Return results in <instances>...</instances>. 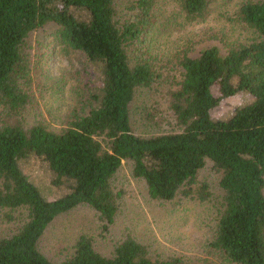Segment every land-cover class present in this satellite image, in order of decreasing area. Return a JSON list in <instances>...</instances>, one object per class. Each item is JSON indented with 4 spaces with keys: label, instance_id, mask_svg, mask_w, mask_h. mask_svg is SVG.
I'll return each mask as SVG.
<instances>
[{
    "label": "trees",
    "instance_id": "obj_1",
    "mask_svg": "<svg viewBox=\"0 0 264 264\" xmlns=\"http://www.w3.org/2000/svg\"><path fill=\"white\" fill-rule=\"evenodd\" d=\"M184 24L204 22L213 0H178ZM160 0H135V15L123 20L117 0H0V105L9 117L0 128V209L25 208L21 231L0 239V264H53L38 249L48 226L60 215L87 205L113 225L118 195L112 180L124 161L133 176L145 181L154 200L173 201L180 194L204 201L206 185L196 189L207 160L222 173V209L211 246L234 264H264V0L236 5L238 22L253 31L245 44L218 39L199 57L190 47L180 59L178 86L170 108L181 132L141 137L133 131L130 105L135 93L150 87L155 69L135 53L156 23ZM178 18H176L177 20ZM55 25L62 45L81 53L98 84L73 111L66 127H24L31 104V62L24 53L27 38ZM135 53V54H133ZM239 93L253 100L227 120L212 111ZM34 157L52 175V183L68 189L54 200L43 198L24 174L21 163ZM61 264H188L180 258L152 259L147 248L127 238L113 257L98 253L82 236L74 253ZM214 264V263H211Z\"/></svg>",
    "mask_w": 264,
    "mask_h": 264
},
{
    "label": "rangeland",
    "instance_id": "obj_2",
    "mask_svg": "<svg viewBox=\"0 0 264 264\" xmlns=\"http://www.w3.org/2000/svg\"><path fill=\"white\" fill-rule=\"evenodd\" d=\"M135 0H117V10L123 20L135 15ZM243 0H213L211 13L204 22L184 24L178 0H160L155 11L156 23L135 53L143 56L155 69L150 87L136 91L130 105L132 127L141 137H153L181 132L170 108L171 92L180 79V59L190 47V56L199 57L211 47L225 53L222 43L213 38L224 37L229 44H245L254 33L234 22L236 5ZM134 18V17H133ZM176 18H178L176 20ZM50 24L33 32L24 44V53L31 62V104L25 110L24 127L43 124L60 131L72 119V113L87 98L90 88L98 84L97 73L79 52L62 45ZM188 49V48H187ZM133 53V54H135ZM95 82V84L93 83ZM253 97L239 93L223 101L212 111L214 119H229L235 110L250 103ZM11 118L0 105V128ZM22 171L36 185L47 200L66 194L68 189L52 183L47 167L34 157L21 163ZM222 173L210 160L197 178L196 189L206 185V200L181 194L173 201L152 199L144 180L133 176V165L124 161L112 180L118 195L113 225L106 223L90 206L81 205L58 216L47 228L38 243L39 251L53 264H61L70 257L80 237L92 239L95 250L105 257H113L115 248L127 238L144 245L152 259L180 258L188 264H234L224 260L214 250V240L224 192L220 187ZM28 221L25 208L0 209V239L19 233Z\"/></svg>",
    "mask_w": 264,
    "mask_h": 264
}]
</instances>
